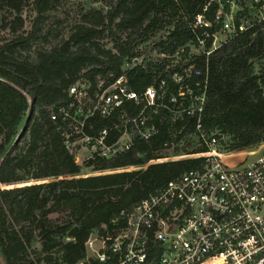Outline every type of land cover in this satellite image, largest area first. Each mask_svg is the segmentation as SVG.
<instances>
[{
  "label": "trees",
  "instance_id": "obj_1",
  "mask_svg": "<svg viewBox=\"0 0 264 264\" xmlns=\"http://www.w3.org/2000/svg\"><path fill=\"white\" fill-rule=\"evenodd\" d=\"M58 1L0 0V27L11 35L0 44L3 264H79L89 255L86 241L96 233H112L111 221L121 210L132 208L204 163V158L151 163L167 158L164 151L190 135L200 145L191 153L182 150L183 155L208 152L199 140L196 118L183 117L166 122L148 141L135 140L130 150L114 158H95L77 165L66 149L62 129L50 120L51 110L65 100L68 88L77 81L94 86L124 75L129 87L141 92L155 80L169 82L173 73L183 75L187 64L180 65L194 61L193 70L200 69L204 76L197 77L192 70L189 83L206 77L204 132L239 133L241 125L235 119L243 115L236 114L234 119L230 113L246 101L259 111L264 123V22L228 40L208 57L188 51L177 54L194 39L190 26L197 15L211 24V31L218 29L215 4L208 5L209 0H110L106 8L86 10L66 39L37 52L33 60L24 58L26 44L39 37L44 15ZM26 7L35 16L30 31L23 35L18 31ZM4 13L12 19L2 18ZM106 38L111 39L112 49L103 45ZM149 41L157 57L132 64L142 55L140 47ZM126 63L132 66L126 69ZM27 112L26 125L13 142ZM110 125L107 120L97 121L98 129ZM246 129L250 136L234 143L232 150L260 142L258 136H251L253 124ZM174 152L179 151L175 148ZM128 168L138 169L118 172ZM82 169L98 175L80 177Z\"/></svg>",
  "mask_w": 264,
  "mask_h": 264
},
{
  "label": "built area",
  "instance_id": "obj_2",
  "mask_svg": "<svg viewBox=\"0 0 264 264\" xmlns=\"http://www.w3.org/2000/svg\"><path fill=\"white\" fill-rule=\"evenodd\" d=\"M237 1L209 0L208 5L217 6L218 29L211 31V24L197 15L190 26L194 39L177 54L208 57L264 22V0ZM186 64L183 75L173 73L169 82L155 80L141 92L133 91L124 75L94 86L82 79L71 85L50 120L62 129L75 163L79 150L85 163L114 158L135 140L148 141L166 122L183 117L196 118L203 137L206 77L189 83L196 63L184 62L180 68ZM193 71L204 76L200 69ZM98 120L111 125L98 129ZM217 141L211 134L205 144ZM202 155L200 169L121 210L111 221L112 233L90 236L85 243L89 255L79 264H264V154L232 168L214 150Z\"/></svg>",
  "mask_w": 264,
  "mask_h": 264
},
{
  "label": "rangeland",
  "instance_id": "obj_3",
  "mask_svg": "<svg viewBox=\"0 0 264 264\" xmlns=\"http://www.w3.org/2000/svg\"><path fill=\"white\" fill-rule=\"evenodd\" d=\"M234 1L236 2L235 4L238 3L237 0ZM109 2L110 0H59L55 8L44 15V20L40 26L41 32L39 37L36 40H33L26 44V51L23 53L24 58L33 60L37 52L41 50H48L58 44L61 40L66 39L69 33L71 32V29L74 27V25L80 19L81 15L86 10L90 8H106L105 6H107ZM6 16L9 17V19H12V17L8 13H4L2 15V18ZM34 16V12H32L29 7L24 8V11L21 16L23 19V26L18 31V34L26 35V33L30 31ZM9 38H11L9 31L6 29L2 30L0 27V44ZM103 45L107 49L113 48V43L110 38L104 39ZM151 47L152 45L150 41L142 45L140 47V52L142 53L141 57L139 58V60L135 59L132 64L134 63L137 65L140 64L142 61L146 60V58L152 60L153 58L157 57L156 53L151 50ZM132 64L126 63L124 67L126 69L130 68ZM236 114L237 116L243 115V117H236L235 119ZM245 115H247V117H245ZM232 116L235 121L241 125V130L239 131V133L221 135L220 130L215 129L211 132H204L203 137L201 136V134H199V140L201 144H205V141L210 138L211 134H216V137L218 138L217 143L214 146H209L208 148L209 150H214L216 153L223 155L221 159L222 162L230 168L237 165L245 164L248 161L256 159L259 155L264 154V123L261 120L259 111L252 105V103L246 101L241 105L240 108L235 110L233 113H230V117ZM28 117L29 112H27L25 118L23 119L18 135L15 137L13 142L19 139V135L23 131ZM224 124H226V121H224ZM250 124H253V131H255L251 134V136H258L260 138V142L257 145H254L250 148H246L244 150H232L231 147L234 143L240 142L241 138L250 136V129H246L247 126H249ZM21 143L22 142H20L18 145L20 146ZM199 145L200 143L196 137L192 135L187 136L186 139H183L176 147H169V149L164 151L165 156H168L167 158L158 159L152 161L151 163L175 161L182 158H204L202 153L183 155L182 150H186L185 153H191L196 150ZM175 148L179 151L178 153L174 152ZM79 151L80 152L78 153L77 164L79 166H83L85 165L82 156L83 152L81 150ZM137 169L138 168H128L124 170H118V172L131 171ZM95 175L98 174L92 173L88 169H82L80 173V177H88ZM29 184H33V182H30ZM0 260L3 264L1 256Z\"/></svg>",
  "mask_w": 264,
  "mask_h": 264
}]
</instances>
